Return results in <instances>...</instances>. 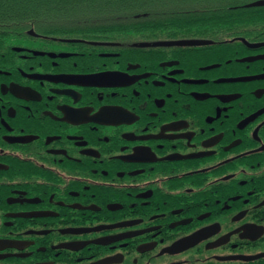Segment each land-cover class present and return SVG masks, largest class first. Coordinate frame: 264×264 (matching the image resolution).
I'll return each mask as SVG.
<instances>
[{
    "label": "flooded vegetation",
    "instance_id": "1",
    "mask_svg": "<svg viewBox=\"0 0 264 264\" xmlns=\"http://www.w3.org/2000/svg\"><path fill=\"white\" fill-rule=\"evenodd\" d=\"M191 11L0 14V264H264V3Z\"/></svg>",
    "mask_w": 264,
    "mask_h": 264
},
{
    "label": "trees",
    "instance_id": "2",
    "mask_svg": "<svg viewBox=\"0 0 264 264\" xmlns=\"http://www.w3.org/2000/svg\"><path fill=\"white\" fill-rule=\"evenodd\" d=\"M256 0H0V14H22L36 19L39 16L68 15L79 17L85 22H149L141 18L135 20L134 15L148 16V20L156 21L160 15L172 16L173 22L182 23V15L215 11L197 12L196 9L215 8V2H254ZM192 2V3H191ZM189 3L191 5H189ZM188 10V11H187ZM115 16L127 19L115 20Z\"/></svg>",
    "mask_w": 264,
    "mask_h": 264
},
{
    "label": "water",
    "instance_id": "3",
    "mask_svg": "<svg viewBox=\"0 0 264 264\" xmlns=\"http://www.w3.org/2000/svg\"><path fill=\"white\" fill-rule=\"evenodd\" d=\"M255 2H261V3H264V0H257Z\"/></svg>",
    "mask_w": 264,
    "mask_h": 264
},
{
    "label": "rangeland",
    "instance_id": "4",
    "mask_svg": "<svg viewBox=\"0 0 264 264\" xmlns=\"http://www.w3.org/2000/svg\"><path fill=\"white\" fill-rule=\"evenodd\" d=\"M192 3V2H191ZM189 5H191L190 3H189Z\"/></svg>",
    "mask_w": 264,
    "mask_h": 264
}]
</instances>
